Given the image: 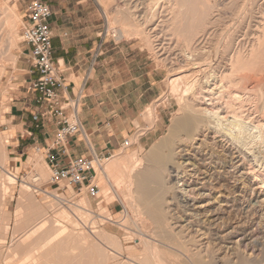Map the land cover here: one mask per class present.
Instances as JSON below:
<instances>
[{"label": "rangeland", "instance_id": "rangeland-1", "mask_svg": "<svg viewBox=\"0 0 264 264\" xmlns=\"http://www.w3.org/2000/svg\"><path fill=\"white\" fill-rule=\"evenodd\" d=\"M143 1V9L141 8L142 6L135 9H139L138 12L143 14L139 15L137 12V15L134 13L135 16H133V9L123 0H101L99 4L95 1L101 12V24L105 33L108 35L114 34L117 41H130L138 50H141L142 54L150 58V61L161 73L160 98L149 106L151 111L145 110L146 112L142 114L146 127L141 128L134 137L128 138V146L122 145L117 152L122 151L120 152L124 153L122 155L135 153V155L143 159L154 143L168 135V126H170L174 115L179 110L178 102L182 101H179V98L183 99L184 97L183 90L186 82L182 76L184 74L192 76L196 71L194 77L198 78L202 83H206L205 80H208V83H212L214 79L212 76L215 72L217 73L214 75L217 77L220 73L229 74V64H225L222 58L224 56L226 58L228 55L235 56L238 52L246 62V66L248 68L252 67V69L246 70L245 74L243 73L247 78L242 80L238 87L234 86L232 88V91L236 93L243 92L240 95L241 97L243 96V100L231 101L229 99L231 96L228 98L226 94L223 95L222 99L226 97L224 100L226 102L230 101L231 106L233 105L232 107H235L236 103L239 105L243 101V110L246 112L243 115L245 117L249 115V118L246 119L248 120V127L245 135V142L248 143L246 147H248L241 149L242 160L245 163L244 169L264 177V113L259 109L257 110L258 99L255 100L257 103L254 100L247 102L248 94H250L247 90L251 87L253 88L254 84L259 85L257 88L259 93L262 94L264 91V35H262L264 33V0H209L208 5L201 0L204 8V13L201 16L204 19L202 17V27L199 26V29L196 27V14L194 15V13L187 11L186 7L172 10V0ZM29 2L30 0H0V264H151L153 259L150 260L151 258L146 250L150 243L164 248V250L167 247V253L169 254L170 251V256L176 254V256H179L177 257L178 259L180 257L182 259L185 256L184 250L169 242L168 239L166 240L165 236V240L163 238L164 229H167L168 233L172 234H176L177 231H175L174 221L169 216L164 217L166 215L165 210L159 202L158 204L155 203L157 200L150 203L147 199L140 198L136 194H132V197L125 196L126 186L118 187L112 182L113 185L110 184L112 188L108 187L106 195V192H104L105 186L99 180L93 181L99 188V199L91 197L85 187L78 194L76 192L77 188L70 186L66 180L57 183L53 182L51 169L45 161L43 149L45 147L41 144L28 146L24 149L22 157L13 153V140L11 138L13 130L9 123L11 107L24 94L27 96L26 100L31 98V93L28 90V85L32 80V74L30 73L32 72L31 59L28 48L20 39L21 25ZM185 2L189 3L187 4L188 7L192 1L185 0ZM14 7L16 17L12 15V8ZM138 15L139 17L137 18L136 16ZM141 16H143L142 20L144 19V21H139ZM135 17L136 20L134 19ZM128 19L129 21H127ZM134 23L138 25L136 26ZM225 36L227 37L225 38ZM229 46H232V49L229 50ZM251 52H254V56L251 55ZM255 54L259 56H256L258 57L257 60H255ZM205 57L207 60H205ZM248 57L249 59H251L250 57L255 58V62L253 59L250 62L247 59ZM204 60L205 62L208 61L209 64L208 62L205 64ZM247 61L252 64H248ZM247 72L250 73L248 74ZM24 76H29L25 82ZM178 76L179 82L176 81L174 83L172 78L175 80ZM180 76L182 79H180ZM216 76L214 77L216 78ZM251 78L253 79L251 80ZM245 88L248 89L243 90ZM246 91L248 94H246ZM262 96H259L260 98L257 97L260 99L259 102L263 101L264 96ZM224 100L220 102L222 107ZM162 108L167 113L166 127L162 135L153 143L142 147L138 143L140 135L146 133L152 127L158 117L159 110ZM249 119L254 122H261V129L257 128L256 131L250 127L252 122ZM51 127V125L49 127L46 126L45 131L52 129ZM37 148L41 150L37 151ZM4 152L6 158H4ZM111 155L106 156L100 161V164H103L104 160ZM35 160L38 162L37 164L33 163ZM94 167L97 169V163ZM6 172L17 177L15 183L8 185ZM23 182L29 184L33 189L25 192L22 188ZM186 182L191 184L192 178L188 177ZM181 184L175 186L177 189L179 188L181 195L184 197L189 195L187 198L192 200L191 196L194 197V195L191 187L185 186L186 184H183V181ZM5 187H9V194L3 195ZM39 188L41 190L36 191ZM42 191H47L52 195L59 194V198H61L59 200L53 197L47 198ZM145 200L147 201L145 202ZM156 204L158 205V207L156 206L157 209L155 207ZM182 205V203H178V206H172L174 208H172L173 213H181V209L182 211L184 209L183 207L180 208ZM84 208L89 211L86 212L83 210ZM31 210L34 212L38 211V213L33 215H41L39 217L31 216L29 212ZM151 210H157L158 215L164 217V220L160 223L161 225L150 221L149 212ZM62 211H67L65 217ZM245 211L246 207H243L236 217L244 220L247 218L246 221H250L252 216ZM106 217H111L112 221H106ZM44 218L47 221L45 227L40 228V231H36L35 234H30L32 226ZM167 218L168 220L166 221ZM161 219L163 218L161 217ZM164 221H166L165 224L163 223ZM170 224L172 229L169 227ZM160 227L164 229L161 230ZM253 227L254 229L256 228L251 226V230H253ZM60 230L62 233H60L59 240L57 239L55 243L47 245L45 248L38 249L40 248V242L44 241L48 234L54 236L61 232ZM185 232H183V236L186 235L182 238L184 245L191 246V242L188 244L189 238L187 239L188 243L186 242L188 234L191 233L189 231ZM237 238L238 240L240 239L237 236L235 240ZM99 239L104 244L100 243ZM105 244L108 247L110 245L113 250L116 248V254L111 253L112 251L110 252V249ZM241 246L242 248H247L245 251L248 254L252 252V248L249 247V249L243 244ZM165 254L164 256L166 257ZM106 260L107 262H105ZM152 264H156V262L153 260Z\"/></svg>", "mask_w": 264, "mask_h": 264}, {"label": "bare ground", "instance_id": "bare-ground-1", "mask_svg": "<svg viewBox=\"0 0 264 264\" xmlns=\"http://www.w3.org/2000/svg\"><path fill=\"white\" fill-rule=\"evenodd\" d=\"M123 1L127 2L130 5V8L133 9V16H135L134 13L136 14L139 10L135 9H137L139 6H142V3L144 2L143 0ZM172 1V10H176L179 8L183 9L184 7H186L185 9H187V11L194 13V15L196 14V27L197 29H199V26H201V19L203 17L201 15H203L204 13V8L202 6L201 0H190L192 1V4L190 3V6H188L189 8L187 7V4L189 3L185 2V0ZM202 1H205V4L207 5L209 3V0ZM141 8L143 9V6ZM137 14L140 15L143 13L138 12ZM12 15L16 17L15 7L12 8ZM139 15L136 17L138 18ZM136 17L134 18L135 20ZM142 17L143 16H141V19L139 21L142 20ZM127 21H129V19ZM142 21H144V19ZM139 23L141 24V22ZM134 24L136 25V23ZM262 35H264V33ZM226 37L227 36H225V38ZM228 49H232V46H229ZM253 53L251 52V55H253ZM224 54L225 53L223 51V55ZM240 55L237 52L235 56L228 55L229 57L227 56L226 58L224 56L222 59L225 64H229V74H225V72L224 74L219 72L220 75H218L217 77L216 75H214L217 73L215 72L212 76L214 78L212 80V83H208V80H205L206 83H202L198 78L194 77L196 71L193 75L191 74L192 76L187 74H184L182 76L184 77L186 82L185 88L183 90L184 97L183 95H181L183 99L179 98V101H182L178 102L179 110H177L178 112H176V115H174L170 126H168V135L163 137L158 142L154 143L146 153V155H144V157L142 156L143 159L139 158L137 155H135V153L132 155H122L124 153H118L111 156L110 158H106L103 164H100V162L97 160L92 161L93 167L97 163V169H95L94 167L96 176L94 177L93 181L95 182L96 180H99L100 182H102V184L105 186L104 192H106V195L110 184L113 185L112 183H114V185L118 187L124 185L126 186L124 191L125 196L132 197V194H136L140 198L147 199L150 203L157 200V202L155 201V203L158 204L159 202L165 210L166 215L164 217L169 216V218L174 221L175 231H177L176 234H172L170 232L168 233L167 229L165 230L161 227L160 229H164L163 232L165 233L163 234V238L165 236L166 240L168 239L169 242L177 245L179 248H182L184 250L183 252H185V258L183 257L184 260L183 258L181 259V257L180 259H178L177 257L179 256H176V254L170 256V251L169 254L167 253V247L164 250V248H160L150 243L148 244L146 250L149 254V257L151 258L149 259H153L156 264H264V177L257 175L253 171H246L244 169L245 163L243 162V157L241 156V149L248 147H246L248 143L245 142V135L247 133L246 131L248 127V120L246 119L249 118V115H247V117L243 115L244 113H246L243 110V101V104L239 103V105L235 101L237 105L233 103L235 104V107H232L233 105L231 106L230 101L226 102L224 100L226 99V97L229 98V96H231L229 98L231 99V101L243 100V96H240L243 92L241 91L236 93L235 91H232V88L234 86L238 87L239 83L241 84V81L247 78L245 75H243V73L245 74V71L252 69V67L248 68L246 66V62ZM256 56H258V54H255V57ZM252 57H250L251 59H249V57L247 59L252 62ZM258 57L254 59L257 60ZM205 60H207L206 57ZM250 62L248 63L247 61L248 64H252ZM207 66L209 67V65ZM214 76H216V78ZM182 77L180 79H182ZM252 79L253 78H251V80ZM178 80L179 76L175 80H173L172 78V81L174 83H176V81ZM253 86L254 87H251L250 89H243H248L247 91L248 93H250L248 94L246 91V94H248L247 102H250L252 100L255 101L258 99L257 102L261 104H259V106L255 101L257 103V110L259 109L264 113V91L261 94L258 92L259 90H257L259 85L254 84ZM225 94L226 97L224 96L225 98L222 99L223 95ZM259 96L263 97L261 98L263 99L262 102H259ZM222 100H224V108L220 104ZM149 110L150 107L147 108V111ZM249 121L252 122V124H250V127L255 130L257 128L259 129L260 126H262L261 122H254L250 119ZM4 146L6 145L4 144ZM4 158H6L5 152ZM33 163L37 164L38 162L35 160V162ZM188 177L192 178L191 184H187L186 182V179ZM6 178L8 179L9 185L15 183L17 177L11 173L6 172ZM182 181L183 184H186L185 186H187L188 188L191 187L192 193L194 195V197L191 196V198H193L192 200L187 198L189 195L187 197L181 195L179 188L177 189V187L175 186L181 184ZM22 188L25 192L33 189L29 184L25 182H23ZM38 190L41 189L39 188L36 191ZM8 191L9 187H5L3 189V195L9 194ZM42 192L47 198L53 197L56 200H59L61 198H59V194L52 195L47 191ZM147 200H145V202ZM178 203H182L183 205L180 206V208L183 207L184 209L183 211L181 209V213H173V207L178 206ZM157 204L155 205V207H158ZM243 207H246L245 212L252 216H250V221H246L247 218L246 220H244L243 218L241 219L239 217H236L237 213ZM83 210H85L86 212L89 211L86 208H84ZM31 211H29L31 216L39 217L41 215L39 214L35 216L36 214H33L38 213V211H32V213ZM66 212L62 211L64 217L67 214ZM246 213L245 215H247ZM149 217L150 221H154L157 225L164 220V217L162 215L161 217L163 219H161L160 215H158L157 210H151L149 212ZM105 220L112 221V218L106 217ZM167 220L168 218L166 219V221ZM166 221H164L163 223L165 224ZM46 222L47 221L45 218L37 221L32 226L30 230L32 232L30 234H35V232L40 228L42 229L43 227H45ZM56 223L59 224L58 221H56ZM164 226L166 227V225ZM251 226H255L256 228L254 229L253 227V230H251ZM169 227H171V224ZM184 231H186L185 233H187V231L191 233L188 234L189 237L187 236L186 238V242L189 238V243H187L190 244L191 242V246L184 245V242L182 240V238L186 235L185 234L183 236ZM104 232L107 233L106 230H104ZM60 233H62V231L58 234L55 233L56 235L54 236L48 234L49 238L47 237L48 239L45 238L44 241L42 240L40 242V248L38 249L45 248V246H49L50 244L55 243L57 239L59 240ZM174 236L178 238H175ZM237 236L240 237L239 240L238 238L237 240H235ZM100 240L101 239H99V242L102 243ZM102 244H104V242ZM242 244L245 247L252 248V252H249L248 254V252L245 251V249L247 248H242ZM106 247L110 249V252L112 251L111 253H113L114 255L116 254V248L114 249V251L112 248H110V245L109 247L106 245ZM159 248L163 250H160ZM164 253H166V257L164 256ZM178 255L180 254L178 253ZM105 262H107V260Z\"/></svg>", "mask_w": 264, "mask_h": 264}, {"label": "crops", "instance_id": "crops-1", "mask_svg": "<svg viewBox=\"0 0 264 264\" xmlns=\"http://www.w3.org/2000/svg\"><path fill=\"white\" fill-rule=\"evenodd\" d=\"M44 2L51 9L48 24L53 59L70 93L82 90L81 132L68 141L69 158L91 159L94 155L106 157L122 152L117 151L123 141L146 127L142 114L160 98V71L130 41H117L105 34L94 0ZM28 78L24 76V82ZM26 99L22 95L11 107L9 120L13 153L20 157L31 144L49 146L54 134V127L48 131L34 127V95ZM166 121L167 113L162 108L152 127L140 135L139 145L146 147L157 140Z\"/></svg>", "mask_w": 264, "mask_h": 264}, {"label": "built area", "instance_id": "built-area-1", "mask_svg": "<svg viewBox=\"0 0 264 264\" xmlns=\"http://www.w3.org/2000/svg\"><path fill=\"white\" fill-rule=\"evenodd\" d=\"M95 1L99 4L101 0ZM50 17L51 9L46 2L30 0L21 25L20 39L29 50L32 73L36 75L28 85L29 92L34 95L31 121L36 129L48 125L54 127L53 139L49 146L43 148L53 182L66 180L70 186L77 188L78 194L85 187L91 197L99 199V188L93 184L96 171L92 161L100 162L105 157L94 155L91 159H70L68 156L69 139L81 132L79 116L82 90L70 93L53 59L52 36L48 24ZM111 36L116 39L114 34ZM128 144V139L122 143L123 146ZM40 150L37 148V151Z\"/></svg>", "mask_w": 264, "mask_h": 264}]
</instances>
